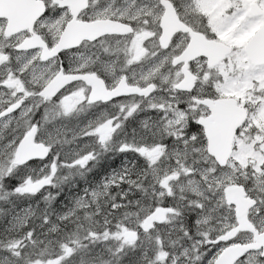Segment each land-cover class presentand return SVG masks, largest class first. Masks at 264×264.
<instances>
[{
  "label": "snow or ice",
  "instance_id": "obj_1",
  "mask_svg": "<svg viewBox=\"0 0 264 264\" xmlns=\"http://www.w3.org/2000/svg\"><path fill=\"white\" fill-rule=\"evenodd\" d=\"M0 222V264H264V0H0Z\"/></svg>",
  "mask_w": 264,
  "mask_h": 264
},
{
  "label": "trees",
  "instance_id": "obj_2",
  "mask_svg": "<svg viewBox=\"0 0 264 264\" xmlns=\"http://www.w3.org/2000/svg\"><path fill=\"white\" fill-rule=\"evenodd\" d=\"M110 158L115 159L114 157H110ZM110 158L105 160V161H102V167H99L95 170L96 175L90 174L89 179H91L93 181H98L103 176H105L108 172H110V170H109V164L110 163L109 162L112 161ZM86 186L87 185L84 183V181H80L79 188L66 189L65 192L63 193V198L61 199V204H64L68 199H70V196L72 193H74L75 191H78L79 189H82L83 187H86ZM3 226H4L3 223L0 222V229H2Z\"/></svg>",
  "mask_w": 264,
  "mask_h": 264
},
{
  "label": "flooded vegetation",
  "instance_id": "obj_3",
  "mask_svg": "<svg viewBox=\"0 0 264 264\" xmlns=\"http://www.w3.org/2000/svg\"><path fill=\"white\" fill-rule=\"evenodd\" d=\"M115 159H112V158H110L112 161L111 162H109L110 164H109V170L111 171L112 170V168H119L120 167V163H121V157H119V156H116V157H114ZM114 160V161H113ZM114 166V167H113Z\"/></svg>",
  "mask_w": 264,
  "mask_h": 264
}]
</instances>
